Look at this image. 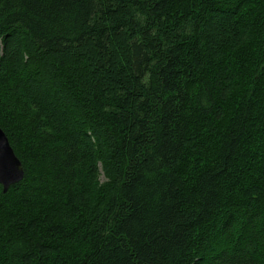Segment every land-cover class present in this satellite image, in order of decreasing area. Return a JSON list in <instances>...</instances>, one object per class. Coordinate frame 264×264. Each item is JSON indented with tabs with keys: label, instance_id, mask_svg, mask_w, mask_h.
Listing matches in <instances>:
<instances>
[{
	"label": "trees",
	"instance_id": "obj_1",
	"mask_svg": "<svg viewBox=\"0 0 264 264\" xmlns=\"http://www.w3.org/2000/svg\"><path fill=\"white\" fill-rule=\"evenodd\" d=\"M0 128V264H264V0H0Z\"/></svg>",
	"mask_w": 264,
	"mask_h": 264
},
{
	"label": "water",
	"instance_id": "obj_2",
	"mask_svg": "<svg viewBox=\"0 0 264 264\" xmlns=\"http://www.w3.org/2000/svg\"><path fill=\"white\" fill-rule=\"evenodd\" d=\"M24 169L14 154L8 138L0 128V184L6 191L11 185L22 180Z\"/></svg>",
	"mask_w": 264,
	"mask_h": 264
},
{
	"label": "bare ground",
	"instance_id": "obj_3",
	"mask_svg": "<svg viewBox=\"0 0 264 264\" xmlns=\"http://www.w3.org/2000/svg\"><path fill=\"white\" fill-rule=\"evenodd\" d=\"M4 132V131H3ZM6 135V134H5ZM7 137V136H6ZM9 141V140H8ZM15 154V153H14ZM16 155V154H15ZM17 157V156H16ZM18 158V157H17ZM19 159V158H18ZM21 162V161H20ZM22 164V163H21ZM23 167V166H22ZM1 186H2V189H4L3 188V185L2 184H0ZM14 185V184H13ZM7 191V190H6ZM3 192H5L4 190H3Z\"/></svg>",
	"mask_w": 264,
	"mask_h": 264
},
{
	"label": "rangeland",
	"instance_id": "obj_4",
	"mask_svg": "<svg viewBox=\"0 0 264 264\" xmlns=\"http://www.w3.org/2000/svg\"><path fill=\"white\" fill-rule=\"evenodd\" d=\"M100 172H101V170H100ZM101 179H103V176H101Z\"/></svg>",
	"mask_w": 264,
	"mask_h": 264
}]
</instances>
